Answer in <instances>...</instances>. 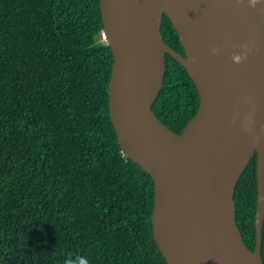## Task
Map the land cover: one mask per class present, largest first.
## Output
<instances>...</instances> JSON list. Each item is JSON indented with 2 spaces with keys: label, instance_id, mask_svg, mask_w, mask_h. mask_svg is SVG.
<instances>
[{
  "label": "trees",
  "instance_id": "1",
  "mask_svg": "<svg viewBox=\"0 0 264 264\" xmlns=\"http://www.w3.org/2000/svg\"><path fill=\"white\" fill-rule=\"evenodd\" d=\"M101 0H0V264H168L154 240L153 178L122 151L109 113L114 56ZM165 41L185 54L165 15ZM200 96L167 56L153 106L182 134ZM256 157L235 192L256 247ZM262 254L264 259V229Z\"/></svg>",
  "mask_w": 264,
  "mask_h": 264
},
{
  "label": "water",
  "instance_id": "2",
  "mask_svg": "<svg viewBox=\"0 0 264 264\" xmlns=\"http://www.w3.org/2000/svg\"><path fill=\"white\" fill-rule=\"evenodd\" d=\"M114 64L109 113L120 147L154 180V240L168 264H264V4L248 0H101ZM167 16L185 54L162 33ZM241 63L232 60L244 51ZM218 49L213 52V48ZM192 78L196 115L177 134L155 114L167 56ZM256 157V247L235 192Z\"/></svg>",
  "mask_w": 264,
  "mask_h": 264
},
{
  "label": "clouds",
  "instance_id": "3",
  "mask_svg": "<svg viewBox=\"0 0 264 264\" xmlns=\"http://www.w3.org/2000/svg\"><path fill=\"white\" fill-rule=\"evenodd\" d=\"M249 5L255 7L257 4H264V0H248ZM244 51L240 53H234L232 56V60L235 63H241L244 59L247 58V54L249 51L248 45H242ZM213 52H217L218 49L215 47L212 49ZM263 256V254H262ZM264 260V259H263ZM63 264H89L88 260L84 256L77 255L73 257L72 253H68V255L64 258Z\"/></svg>",
  "mask_w": 264,
  "mask_h": 264
},
{
  "label": "built area",
  "instance_id": "4",
  "mask_svg": "<svg viewBox=\"0 0 264 264\" xmlns=\"http://www.w3.org/2000/svg\"><path fill=\"white\" fill-rule=\"evenodd\" d=\"M102 39L106 40V33L105 32L102 33Z\"/></svg>",
  "mask_w": 264,
  "mask_h": 264
},
{
  "label": "bare ground",
  "instance_id": "5",
  "mask_svg": "<svg viewBox=\"0 0 264 264\" xmlns=\"http://www.w3.org/2000/svg\"><path fill=\"white\" fill-rule=\"evenodd\" d=\"M106 39H107V36H106Z\"/></svg>",
  "mask_w": 264,
  "mask_h": 264
}]
</instances>
